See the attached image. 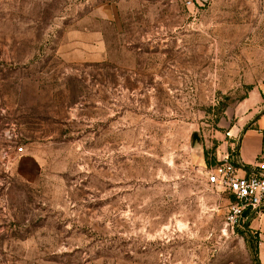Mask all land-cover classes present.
Here are the masks:
<instances>
[{
  "label": "rangeland",
  "instance_id": "obj_1",
  "mask_svg": "<svg viewBox=\"0 0 264 264\" xmlns=\"http://www.w3.org/2000/svg\"><path fill=\"white\" fill-rule=\"evenodd\" d=\"M253 92L264 0H0V264H264L205 178Z\"/></svg>",
  "mask_w": 264,
  "mask_h": 264
},
{
  "label": "crops",
  "instance_id": "obj_2",
  "mask_svg": "<svg viewBox=\"0 0 264 264\" xmlns=\"http://www.w3.org/2000/svg\"><path fill=\"white\" fill-rule=\"evenodd\" d=\"M235 116L236 121L226 131L229 137L221 134L215 136L217 147L213 152V161L217 164L224 159L230 160L241 166L237 173L243 175L253 170L259 163L264 165V96L261 97L256 92L251 93L249 98L237 106ZM191 147L192 159L197 166L202 169L210 166L205 162L207 153H204L203 145L195 143ZM263 212L264 205L253 213L246 225L252 219H258Z\"/></svg>",
  "mask_w": 264,
  "mask_h": 264
},
{
  "label": "built area",
  "instance_id": "obj_3",
  "mask_svg": "<svg viewBox=\"0 0 264 264\" xmlns=\"http://www.w3.org/2000/svg\"><path fill=\"white\" fill-rule=\"evenodd\" d=\"M194 1L185 0V4L193 7ZM228 135L226 132L225 136ZM17 150L21 151L22 148L17 147ZM238 170H241V166L227 159L205 170L207 183L229 194L224 219L232 228L246 225L253 213L264 205V165L259 163L243 175H238Z\"/></svg>",
  "mask_w": 264,
  "mask_h": 264
},
{
  "label": "trees",
  "instance_id": "obj_4",
  "mask_svg": "<svg viewBox=\"0 0 264 264\" xmlns=\"http://www.w3.org/2000/svg\"><path fill=\"white\" fill-rule=\"evenodd\" d=\"M206 156V155H205ZM218 164V163H217ZM214 165H216V164H214ZM245 227V225H243V227H239V228H241V229H243Z\"/></svg>",
  "mask_w": 264,
  "mask_h": 264
}]
</instances>
